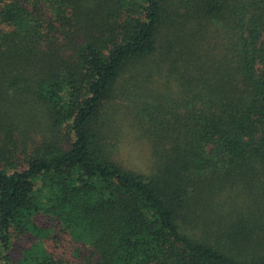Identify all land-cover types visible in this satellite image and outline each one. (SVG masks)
<instances>
[{"label": "trees", "instance_id": "trees-1", "mask_svg": "<svg viewBox=\"0 0 264 264\" xmlns=\"http://www.w3.org/2000/svg\"><path fill=\"white\" fill-rule=\"evenodd\" d=\"M0 264H264V0H0Z\"/></svg>", "mask_w": 264, "mask_h": 264}, {"label": "rangeland", "instance_id": "rangeland-1", "mask_svg": "<svg viewBox=\"0 0 264 264\" xmlns=\"http://www.w3.org/2000/svg\"><path fill=\"white\" fill-rule=\"evenodd\" d=\"M25 245V244H24ZM58 251H62V247H59L57 249ZM18 247H16V245L13 247V249L11 250L10 254L11 256L14 258V256L16 255V253H18Z\"/></svg>", "mask_w": 264, "mask_h": 264}]
</instances>
